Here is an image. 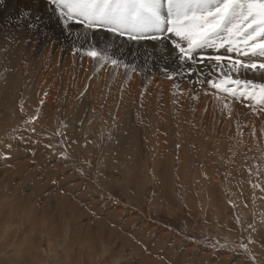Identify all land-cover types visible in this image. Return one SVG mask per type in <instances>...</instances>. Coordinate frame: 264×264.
Wrapping results in <instances>:
<instances>
[{
  "label": "rangeland",
  "instance_id": "1",
  "mask_svg": "<svg viewBox=\"0 0 264 264\" xmlns=\"http://www.w3.org/2000/svg\"><path fill=\"white\" fill-rule=\"evenodd\" d=\"M27 29L17 19L0 24V37H8L6 46L0 45V264H151L147 259L157 264H264V137L259 136V155L238 141L219 144L228 137L213 130L205 133L201 126L197 132L194 124L201 121H193L192 112L187 113L186 131H179L172 113L167 127L157 128L156 109L149 112L143 101L144 87L160 76L173 82L174 95L181 84H188V72L183 79L177 75L170 79L164 69L149 68L142 58L131 64L132 59L108 45L96 49L105 59L89 57L88 50L75 43L41 61V50L30 51L37 41L29 36L24 42ZM65 42L61 40L69 46ZM23 45L26 49L18 51ZM212 50L196 54L204 59L199 66L211 65L209 58L218 53L237 57ZM69 53L77 58L78 67L72 72L63 68ZM13 54L18 64L21 61L17 66ZM86 56L93 61L90 70L79 65ZM56 60L59 68L53 73L50 67ZM8 67H14V74ZM106 69L109 79L95 82ZM116 71L123 74L114 84ZM45 72L51 73L48 83L41 82ZM215 72L209 76L214 84H221L223 96L225 87L243 89L230 80L244 79ZM131 74L140 83L130 93L124 86ZM225 76L226 84L221 83ZM197 86L208 93L216 90L204 81ZM222 95L225 104H238L253 116L264 117V103L258 97L236 103L237 96ZM254 126L246 120L241 128L246 134ZM262 132L264 136V125ZM255 140L247 138L252 147Z\"/></svg>",
  "mask_w": 264,
  "mask_h": 264
},
{
  "label": "bare ground",
  "instance_id": "2",
  "mask_svg": "<svg viewBox=\"0 0 264 264\" xmlns=\"http://www.w3.org/2000/svg\"><path fill=\"white\" fill-rule=\"evenodd\" d=\"M25 10H31V22L35 24V27H32L31 29H27V26H29V19L27 18H22V13ZM36 17H39V20H36ZM12 19H17V21L19 20V22L21 24H24V27L27 29L25 31L26 33V40L24 41L25 44L27 43V38L29 36H32L33 41H37V45L35 44V46H30V51L31 53L34 52L35 54H38V51H42V54L40 55L41 61L43 59L46 60V58L48 57V55L51 52H54L59 50L58 53H60L62 49H65L66 47H75V43L78 44V46L80 48H85L87 50H91L93 47L92 46H96L95 49H101L103 45H108L109 48L111 49V51L115 52V51H120L121 55L123 57H127L132 59L131 64L132 63H136L137 60H139L138 58H142L148 65L149 68H153L155 66L160 67V70L165 71V75H172L173 73H179L177 76L182 78V75H184L185 73L189 72L190 70V66L188 65V63H185L184 65H186V67L184 69L181 68V64L180 62L174 61L178 56H179V52L177 49H173L172 45L170 46V44L172 43V40H177L178 38L175 37H171V34H168V40L167 41H153L150 39H144V40H140V41H136V40H129L127 38V36H121L118 34H113L112 32H109L105 29H85L83 27L82 24L76 23V22H70L69 24V28L68 30H65L63 25L58 21V19L56 18V15L53 11L49 10V6L46 4V0H3V3H0V24L3 25H7L10 20ZM15 27H18L17 25H14ZM14 27H9V29H13ZM10 36V35H9ZM64 39L65 41H68L69 39L71 40L70 43L65 42L64 45H69V46H63V44L61 43V40ZM8 37H0V45L2 46H6V43L8 42ZM18 40V39H17ZM16 40V41H17ZM31 40V39H30ZM32 42V41H31ZM16 43V42H15ZM235 46H240L242 47V42L239 45H233ZM17 49H19L18 51H24L25 45L23 46H19L17 47ZM118 49V50H117ZM220 51L222 52H226V48H219ZM206 49L203 50H198L197 53H203ZM211 50V49H210ZM102 51V50H101ZM109 51V52H111ZM213 51V50H212ZM215 51V50H214ZM210 52V51H209ZM218 52V50H217ZM216 52V53H217ZM66 53V52H65ZM117 53V52H116ZM196 53V54H197ZM235 53V52H233ZM62 54V53H61ZM70 54V53H69ZM108 54V53H107ZM106 54V55H107ZM110 54V53H109ZM108 54V55H109ZM119 54V53H118ZM130 54H132L133 56H130ZM219 54V53H218ZM218 54H216L215 56H217ZM210 55V54H209ZM232 55V54H231ZM229 54H224V55H220L225 57L224 60H222L221 62L215 61L214 59H210L211 65H204L199 66L198 64H192L193 66L192 68V72L194 74L189 75V77L187 78V82L188 84H181L179 89H176V92L173 94H171V91L174 89V84L173 82H166L163 81L162 78L160 76L158 77H153V79L150 81V85L147 84V88L146 86L144 87V90L146 89V93L145 96L143 97V101L145 102L144 104H146L148 111H152L154 108L156 109V120H157V128L158 126H160L161 128H165V126L167 127V123L168 120L171 118H168V114L172 113L173 116V121L174 123L177 125H180L179 127V131H186L183 127L185 126V124L187 123V117H188V112H192L195 115L196 120L193 121H201L200 124L196 123L194 124L195 129L199 126L202 127V129L204 128L205 133L211 132L212 130L214 132H219L221 136H226L228 138H223L220 139V137L218 139H220V143H227L230 140L233 141H238L239 143H243V145H246L244 149L250 151V150H254V151H259V149H261L260 147V137L263 138L264 136H262L261 133L262 132V125H264V117L261 115H255L253 116V113L248 112L246 109H244L243 107L239 106L238 104H231V103H226L224 101V98L221 97L222 94L224 93H220L219 89L216 88V90H212L214 93H208L202 91L201 89L199 90L198 88V83L201 81L207 82L213 78H211V76H209V74L211 75V73L215 72V70H221V67L223 68V71H221L222 73H224L226 76H233L234 77H238V78H242L244 80H253L255 82H263L264 83V73L262 72H256V73H252V72H244L243 70H241L239 72V74H237L236 72H231L230 71V66L232 64V62L235 59H240L238 57H233ZM65 56V55H64ZM235 56V54H234ZM14 60L15 61V65H19L21 63L18 64L17 63V54L16 56L13 54ZM61 57V56H60ZM67 57V56H66ZM214 57V56H212ZM112 58V57H110ZM197 60H199V56L196 55ZM23 59V57H22ZM77 59L73 54H70V56L68 57V59L66 60V64L63 65V68H65L68 72H72L73 69L77 68V63L76 60ZM245 59V58H243ZM241 58V60H243ZM258 59V58H257ZM207 60V59H206ZM143 61V62H144ZM179 61V60H178ZM215 61V62H214ZM259 62V60H258ZM11 62H8V65ZM93 61L92 59L88 58L87 56L85 57V59H83L82 61L79 62V65L82 66V69H87L90 70L91 65H92ZM208 63V62H207ZM62 64V63H61ZM44 65V64H43ZM134 65V64H133ZM62 66V65H61ZM104 66V65H103ZM19 67V66H18ZM21 67V66H20ZM56 67L59 68L58 65V61L56 60L55 63L52 64V66L50 67L51 71L54 73L55 70L57 69ZM147 67V66H146ZM12 73V70L14 69V67H8ZM109 69V67H107ZM18 69V68H17ZM21 69V68H20ZM40 69V68H39ZM103 69V68H102ZM106 69L105 70H101L98 74V76L95 78V82H106V80L109 79V70ZM77 70V69H76ZM144 70V69H143ZM18 71V70H17ZM75 71V70H74ZM80 71V70H79ZM162 71V72H163ZM87 72V71H86ZM219 72V73H221ZM77 73V72H76ZM167 73V74H166ZM216 73V72H215ZM14 74V71L13 73ZM18 74V72H17ZM24 74V73H23ZM51 73L45 72L43 75V79L41 80L42 83H48L47 81H50L51 78L49 79V75ZM69 74V73H68ZM67 74V75H68ZM75 74V73H74ZM78 74V73H77ZM83 74V73H82ZM123 74V73H122ZM121 71H116V74L113 76V79L111 80V83H119L121 77ZM137 74V73H136ZM57 75V74H56ZM80 75V74H79ZM220 75V74H219ZM222 75V74H221ZM155 76V75H154ZM162 76V75H161ZM223 76V75H222ZM225 76V77H226ZM81 77V76H80ZM83 77V76H82ZM86 77V76H85ZM163 77V76H162ZM167 77V76H166ZM215 77V76H214ZM16 78V77H15ZM69 77L68 75V81ZM164 78V77H163ZM185 78V77H183ZM182 78V79H183ZM216 78V77H215ZM35 79V78H34ZM49 79V80H48ZM57 79V78H56ZM82 79V78H81ZM151 79V78H150ZM166 79V78H165ZM234 79V78H233ZM22 80V79H21ZM138 78L137 76H135L134 74H131L128 79L127 82L124 86V90L126 92H135L134 89L135 87L132 86H137L139 85L137 81ZM167 80V79H166ZM180 80V79H179ZM215 80V79H214ZM218 80V79H217ZM7 81V80H6ZM13 81V80H11ZM10 81V82H11ZM77 81V79H76ZM125 81V80H123ZM185 81V79L183 80V82ZM231 81V80H230ZM9 82V80H8ZM71 83V82H70ZM80 83V81L78 82ZM215 83V82H214ZM55 85V84H54ZM79 85V84H78ZM131 85V86H130ZM203 85V84H202ZM201 85V86H202ZM206 85V84H204ZM208 85V84H207ZM93 86V83H92ZM212 86V85H211ZM86 87V86H85ZM103 87V86H102ZM115 87V86H114ZM139 87V86H138ZM236 87V86H235ZM14 88V87H13ZM94 88V87H93ZM109 88V87H107ZM129 88V89H128ZM212 88V87H210ZM237 88V87H236ZM235 88V89H236ZM103 89V88H102ZM110 89V88H109ZM97 90V89H96ZM139 90V89H138ZM241 90V89H240ZM243 90V89H242ZM8 91V90H7ZM208 91V90H207ZM211 91V92H212ZM239 91V90H238ZM237 91V97L235 99H233V102L238 103L239 99H247L246 97H242L240 96L239 92ZM6 92V91H4ZM125 93V92H124ZM26 94V93H25ZM221 94V95H220ZM144 95V94H143ZM217 95H220V97H218ZM227 96H231L229 93L226 92ZM224 95V96H225ZM223 96V95H222ZM223 96V97H224ZM226 96V97H227ZM232 99V97H231ZM97 101V100H96ZM111 101V100H110ZM124 101V100H123ZM231 101V100H230ZM248 102L250 100H247ZM240 102V101H239ZM247 102V103H248ZM124 103V102H123ZM251 103V101H250ZM256 103V102H255ZM44 104V103H43ZM125 104V103H124ZM246 103H244L245 105ZM263 104V103H262ZM53 105V104H52ZM255 106V104H253ZM252 105V106H253ZM44 106V105H43ZM50 106V105H49ZM48 106V107H49ZM126 107V104L124 105ZM251 106V105H250ZM262 106V105H261ZM47 107V104H46ZM47 107V108H48ZM75 107V106H74ZM92 107V106H91ZM247 107V106H245ZM122 111H126L125 108L123 106L120 107ZM251 108V107H250ZM146 109V110H147ZM259 109V107H258ZM257 109L258 112H260ZM251 110H255L256 108H251ZM28 111V110H27ZM42 111V110H41ZM49 111V110H48ZM107 112V110H105ZM171 111V112H170ZM141 112V111H140ZM164 112H167L166 115L164 114ZM143 113V112H142ZM141 113V114H142ZM255 113V112H254ZM257 113V112H256ZM19 114V113H18ZM17 114V115H18ZM148 114V113H147ZM155 114V113H154ZM248 114V115H247ZM252 114V117H250ZM259 114V113H258ZM21 115V114H20ZM125 114L122 113L121 116H124ZM250 115V116H249ZM150 116V115H149ZM191 116V115H190ZM193 117V116H192ZM250 117V118H249ZM130 118V117H129ZM248 118V119H247ZM105 119V118H104ZM130 120V119H129ZM208 120V121H207ZM246 120H248L251 124L255 125L253 127V131H251L250 133H244V131L242 130V126L246 125ZM152 123V121H151ZM190 123V122H189ZM119 124V123H118ZM191 124V123H190ZM106 125V124H105ZM116 126V125H115ZM190 126V125H189ZM173 127V126H172ZM242 127V128H241ZM130 128V127H129ZM189 128V127H188ZM237 128V129H236ZM123 129V128H122ZM125 129V128H124ZM175 129V128H174ZM234 129L238 130L237 132H239L238 136L235 137V131ZM166 130V129H165ZM173 130V129H172ZM194 130V128H193ZM197 130V129H196ZM120 132L124 133L123 130H120ZM172 132V131H171ZM197 132H199L197 130ZM234 133V135L232 136V138L230 137L231 135H229L230 133ZM200 133V132H199ZM203 133V132H202ZM212 133V132H211ZM228 133V134H227ZM121 135V134H120ZM241 135V136H240ZM243 135V137H242ZM210 136V135H209ZM251 137L255 140V145L252 147V144H249L247 141L248 137ZM260 136V137H259ZM118 137V135L116 136ZM217 137V136H216ZM242 137V138H240ZM129 138V137H128ZM217 139V140H218ZM38 140V139H37ZM136 140V139H134ZM133 140V141H134ZM216 140V141H217ZM264 140V139H263ZM241 141V142H240ZM207 142V141H206ZM119 143V142H118ZM152 143V142H151ZM214 143V142H213ZM238 144V143H237ZM236 145V143L234 144ZM250 145V146H249ZM164 147V146H163ZM171 147V146H170ZM213 147V146H212ZM223 147V146H220ZM236 150L239 151V148L237 146ZM162 148V147H161ZM165 148V147H164ZM238 148V149H237ZM222 149V148H221ZM243 150V148H240V152ZM163 150V148H162ZM161 150V151H162ZM180 150V148H179ZM175 151V150H174ZM181 151V150H180ZM221 151V150H220ZM160 152V151H159ZM182 152V151H181ZM209 153V152H208ZM207 153V154H208ZM222 153V152H221ZM216 154V153H215ZM223 157L225 154H222ZM259 155V153H258ZM162 156V155H161ZM209 156V155H208ZM220 156V155H219ZM222 157V158H223ZM158 159L160 157H157ZM162 158V157H161ZM165 158V157H164ZM162 158V159H164ZM182 161L185 157H181ZM208 158V157H207ZM206 158V159H207ZM221 158V157H220ZM226 158V157H225ZM161 159V160H162ZM205 159V158H204ZM228 160V158H226ZM143 160V159H142ZM179 160V159H178ZM170 161V160H169ZM24 162V161H23ZM224 162V161H223ZM229 162V161H228ZM204 163V162H203ZM226 163V162H225ZM230 163V162H229ZM136 164V163H135ZM170 163L167 162V165H169ZM182 164V163H181ZM205 164V163H204ZM216 164V163H215ZM228 164V163H227ZM226 164V165H227ZM28 165V164H27ZM58 165V164H57ZM229 165V164H228ZM205 166V165H204ZM203 166V167H204ZM29 167V166H28ZM34 167V166H33ZM212 167V166H211ZM35 168V167H34ZM136 169V168H135ZM207 169V167L205 168ZM209 169V168H208ZM68 170V169H67ZM66 170V171H67ZM183 171V170H182ZM243 171V170H242ZM246 171V170H245ZM36 172V171H35ZM208 172V171H207ZM210 172V170H209ZM232 172V171H231ZM230 172V173H231ZM8 173V172H7ZM28 173V172H27ZM37 173V172H36ZM179 173V172H178ZM205 173V171H204ZM2 174V173H0ZM56 175V174H55ZM170 175V174H169ZM181 175V174H180ZM2 176V175H1ZM7 176V175H6ZM74 175L72 174V177ZM4 177V174H3ZM69 177V176H68ZM71 177V176H70ZM2 178V177H1ZM5 178V177H4ZM236 178V177H235ZM25 179V178H24ZM41 179V178H40ZM77 179V178H76ZM80 179V178H79ZM215 179V178H214ZM2 180V179H1ZM43 180V179H42ZM64 180V179H63ZM75 180V179H74ZM81 180V179H80ZM83 180V179H82ZM8 181V180H7ZM17 181V180H16ZM19 183H21V180L19 179ZM72 181V180H71ZM70 181V182H71ZM17 183V182H16ZM45 183V182H44ZM48 183V182H47ZM82 183V182H81ZM79 183V184H81ZM39 185V183H38ZM42 185V184H41ZM68 185V184H67ZM73 185V184H72ZM5 186V184H4ZM14 186V185H13ZM37 186V185H36ZM210 187V186H209ZM44 187H42L43 189ZM46 188V186H45ZM85 188V187H84ZM10 189V188H9ZM40 189V188H39ZM69 189V188H68ZM72 189V188H71ZM88 189V188H87ZM240 189V188H239ZM49 190V189H48ZM90 190V189H89ZM214 190V189H213ZM241 190V189H240ZM24 191L21 189V192ZM91 191V190H90ZM222 191V190H221ZM240 192V191H239ZM244 192V191H243ZM16 193V192H15ZM32 193V192H31ZM35 193V191H34ZM45 193V192H44ZM74 193V191L72 192ZM83 193V192H81ZM238 193V192H237ZM22 194V193H21ZM33 194V193H32ZM17 195V194H16ZM15 195V196H16ZM85 195V194H83ZM221 195H223L221 193ZM32 196V195H30ZM49 196V195H48ZM67 196V195H66ZM71 196V195H70ZM97 196V195H96ZM100 196V195H99ZM19 197V196H18ZM36 197V196H35ZM12 198V197H11ZM83 198V197H82ZM67 199V198H66ZM74 199V198H73ZM90 199V198H89ZM31 201V200H30ZM34 201V200H33ZM25 202H27L25 200ZM57 202V200H56ZM63 202V201H62ZM104 202V201H103ZM20 203V202H19ZM52 203V202H51ZM50 203V204H51ZM69 203V202H68ZM254 203V202H253ZM76 204V203H75ZM258 204V203H257ZM42 205V204H41ZM45 205V204H44ZM66 205V204H65ZM90 205V204H89ZM255 205V204H254ZM57 206V204L55 205ZM74 206V205H73ZM30 207V206H29ZM41 207V206H40ZM62 207V206H61ZM106 207V206H105ZM48 208V207H46ZM91 208V207H90ZM29 209V208H28ZM59 209V208H58ZM63 209V207H62ZM66 209V208H65ZM44 210V209H43ZM50 211V209H48ZM81 210V208H80ZM93 210V209H92ZM29 211V210H28ZM77 211V210H76ZM27 212V211H26ZM48 212V211H47ZM60 212V211H59ZM66 212V211H65ZM70 212V211H69ZM61 213V212H60ZM75 213V212H74ZM25 214V213H24ZM41 214V213H40ZM109 214V213H108ZM130 214V213H129ZM51 216H53V214L50 213ZM48 214V216H50ZM68 215V213H67ZM66 215V216H67ZM63 216V215H62ZM75 216V215H74ZM55 217V216H54ZM69 217V215H68ZM71 217V216H70ZM111 217V216H110ZM46 218V217H45ZM63 218V217H62ZM65 218V217H64ZM72 218V217H71ZM113 218V217H112ZM116 219V218H115ZM42 220V219H41ZM49 220V219H48ZM66 220V219H65ZM221 220V219H220ZM59 221V220H58ZM74 221V220H73ZM72 221V222H73ZM81 221V220H80ZM131 221V220H130ZM43 222V220H42ZM49 222V221H48ZM82 222V221H81ZM80 222V223H81ZM132 223V222H131ZM83 224V222H82ZM62 225V224H61ZM75 225V224H74ZM78 225V224H77ZM102 225V224H100ZM53 226V225H52ZM60 227V226H59ZM77 227V226H75ZM85 227V226H84ZM7 228V227H6ZM56 228V227H55ZM72 228L74 229V226H72ZM90 228V226H89ZM97 228V227H96ZM154 228V227H153ZM52 229V228H51ZM91 229V228H90ZM55 230V229H54ZM76 230V229H75ZM85 230V229H84ZM93 230V229H92ZM98 230V228L96 229V231ZM34 231V230H33ZM105 231V230H104ZM92 232V231H91ZM99 232V231H98ZM35 233V232H34ZM109 233V232H108ZM163 233V232H162ZM92 234V233H91ZM101 235V234H100ZM105 235V234H104ZM107 235V234H106ZM109 236V235H108ZM88 237V236H87ZM104 238V237H103ZM171 238V237H170ZM95 239V238H94ZM98 240V238H96ZM95 239V240H96ZM179 239V238H178ZM254 239V238H253ZM49 240V239H48ZM41 241V240H40ZM91 241V240H90ZM101 241V240H100ZM108 241V240H107ZM29 242V241H28ZM98 243V242H97ZM177 243V242H176ZM40 244V242H39ZM94 244V243H93ZM96 244V243H95ZM106 244V243H105ZM195 244V243H194ZM92 245V244H91ZM97 245V244H96ZM101 245V244H99ZM102 246V245H101ZM184 246V245H183ZM195 246V245H194ZM193 247V246H192ZM175 248V247H174ZM173 248V249H174ZM54 250V249H53ZM91 250V249H90ZM95 250V249H94ZM100 250V249H99ZM199 250V249H198ZM96 253V252H95ZM99 253V252H98ZM100 254V253H99ZM209 254V253H208ZM238 254V253H237ZM176 255V253H174V256ZM189 254L187 253L186 256H188ZM173 256V257H174ZM216 256V255H215ZM218 256V255H217ZM226 256V255H224ZM205 257V256H204ZM208 257V256H207ZM212 257V256H211ZM228 257V256H226ZM225 257V258H226ZM174 259V258H173ZM224 259V257H223ZM149 261V263L151 264H157V262H155L153 259H147ZM213 260V259H212ZM147 261V262H148ZM224 261V260H223ZM159 264V263H158ZM195 264V263H194Z\"/></svg>",
  "mask_w": 264,
  "mask_h": 264
},
{
  "label": "snow or ice",
  "instance_id": "3",
  "mask_svg": "<svg viewBox=\"0 0 264 264\" xmlns=\"http://www.w3.org/2000/svg\"><path fill=\"white\" fill-rule=\"evenodd\" d=\"M46 4L65 30L74 21L85 29H105L136 41H167L168 34H172L178 38L172 40V47L179 52L181 66L203 63V57L196 58L198 50L226 48L228 53L235 52L237 57L245 58L235 59L231 72L264 73V62L257 59L264 58V0H46ZM21 15L29 19V27H35L31 10ZM240 42L242 47L233 46ZM86 54L93 59H105L95 48ZM209 59L219 64L225 57L217 55ZM111 63L118 65L117 60ZM178 74L173 73L169 78ZM192 74L190 70L188 75ZM228 82L226 77L221 83ZM207 83L217 89L221 87L211 80ZM230 83L243 86L240 96L252 100L258 97L264 103V83L240 79ZM223 91L236 97L238 90L225 87Z\"/></svg>",
  "mask_w": 264,
  "mask_h": 264
}]
</instances>
